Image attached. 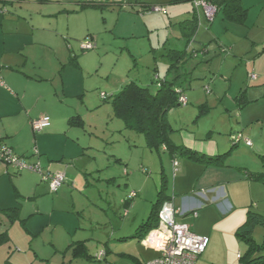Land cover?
Returning a JSON list of instances; mask_svg holds the SVG:
<instances>
[{
  "label": "rangeland",
  "instance_id": "1",
  "mask_svg": "<svg viewBox=\"0 0 264 264\" xmlns=\"http://www.w3.org/2000/svg\"><path fill=\"white\" fill-rule=\"evenodd\" d=\"M68 9L72 17L62 16L59 20L62 28L67 27L68 18L75 27L76 36L65 34L74 44V52L68 57L62 53L59 62L49 48L31 44L28 50L31 62L27 67L43 77L42 81H32L26 99L34 119L52 113L62 132L53 131L51 126L35 131L31 125L29 138L22 139L28 150L20 155L26 163L33 164L36 160L31 159L37 150L45 171L63 172L49 167L54 164L72 166L74 173L80 174L79 182L69 184L78 193L73 199L70 196L56 199L59 190L53 192L40 173L19 170L0 160L8 168L0 173V207L20 209L13 222L0 212V233L8 229L11 236L10 242L0 244V264H8L14 256L30 264L27 254L34 259L32 264H138L134 257L146 264L156 255L154 250L138 239L122 238L135 234L147 220L162 176L168 181L167 193H172L173 173L182 170L181 165L175 168L173 161L183 164L191 158L181 152L172 155L169 150L148 148L144 135L128 129L114 114L113 95L132 80L152 92L158 89L157 76L173 80L185 88L188 104L176 105L167 113V122L173 128L171 139L203 150L218 142L226 152L231 151L225 160L230 169L226 170L234 174L241 173L238 167L261 171L264 42L257 41L254 50L246 47L250 43L245 41L233 48L231 33L224 36L221 17H216L213 23L204 15L209 26H213L214 40H210V34L195 35L188 47L189 57L178 63V68L170 69L173 60L168 57L169 50H184L186 41L177 29H170L168 21L163 24L161 15L147 16V21L141 17L148 13L142 12L145 9L142 6L123 18L120 11L124 10L120 7H114L115 12L110 7L92 8L77 15L72 12L73 7ZM151 18L155 29L145 33L134 30L141 20L151 25ZM90 35L96 45L84 50L81 42ZM202 39L209 44L200 46ZM33 60L37 69L33 68ZM248 63H252V72L259 79H250ZM244 90L246 95L241 96ZM243 97L250 100L246 105ZM70 118L80 119L82 124L71 125ZM239 133L250 139L252 146L242 140L235 147L232 136ZM190 162L194 177L204 175L205 167L213 165L199 159ZM31 172L38 175L39 183L48 184L47 192L33 191ZM250 182L254 186L253 201L244 209L243 220L237 221L229 213L219 220L212 219L214 224L208 223L207 229L212 228L216 237L214 264H241L238 254H247L248 245L237 237V228L246 221L248 211L264 216V183ZM139 185L144 186L143 191L136 188ZM137 189L139 195L132 200L135 205L126 208L127 194ZM202 221L192 220L194 226H204ZM252 235L258 244L264 245V224L255 225ZM76 240H86L87 255L77 258L73 255L69 244ZM100 251H106V258L95 257ZM259 254H264V249ZM205 260L202 254L196 264H207Z\"/></svg>",
  "mask_w": 264,
  "mask_h": 264
},
{
  "label": "crops",
  "instance_id": "2",
  "mask_svg": "<svg viewBox=\"0 0 264 264\" xmlns=\"http://www.w3.org/2000/svg\"><path fill=\"white\" fill-rule=\"evenodd\" d=\"M12 1L13 0H0V76L4 81L3 85L0 84V140L3 144L12 147L14 152L19 156H23L20 154H23L28 150V145H24L22 139L29 138L32 129L31 125L33 127L34 122L38 120L34 119L36 117L33 115V109L30 111V106L26 103L27 96H29L28 92H30L29 86L32 81L43 80V77L37 74L34 70H28L27 67H29L31 62V55H28V50L31 48V44L47 47L52 52L56 53L59 62L61 61L60 58L62 53H65L68 57L69 53L74 52V44L69 40V37L66 38L65 34L76 36L75 27L71 24V20L68 18L67 27L62 28L60 23L62 21L59 20L62 16L68 15V17H72V14H70L71 10L68 9L70 6L74 8L72 9V12L74 11L76 15L79 11L84 12L87 9L92 8L103 9V7H110L113 8L112 12H115L114 7H120L124 10L123 12L120 11V18L126 16V13L137 12V9L140 6L145 7V9H142V12L144 13L148 11V13L143 14L141 12L143 14L141 17L146 19L147 16L161 15L160 19L163 21V24H166L168 21L170 27L172 26L170 29H177L179 31L178 34L182 38H185V48L187 47V37L185 36V33L189 34L191 32L189 20L195 13V7L191 0ZM216 1L221 7L217 10V15H215L213 23H215L216 17H221V26L223 27V33H225L224 36L231 33L233 41L231 43L233 48L239 47L238 43L245 41L250 43V45L247 44L246 46L245 44V46L254 50L257 48V41L261 40L264 42V0H240L242 7L246 9L245 17L242 20L228 19L224 13V5H222L223 0ZM155 5L164 6L165 11H152L154 13H150L151 11L147 8ZM202 11L201 8L196 11L198 15V26L195 35H199L200 33H203L205 36L214 34L211 30L213 26H209L207 22L208 19L204 16L205 14H203ZM146 20L148 21V19ZM141 21L142 22L136 23L134 30H141L145 33L146 31L157 27L154 25L155 21L153 19L151 25L147 23V21ZM87 30L91 31L90 28ZM261 34L262 39H259L261 38ZM211 39H213L212 35L210 37V40ZM89 40L93 41L94 36L90 35L87 40L81 42L82 49L90 50L83 47ZM202 40L203 41L199 42L200 46H202V44H209L203 43L206 41H204V39ZM257 52L259 53V51ZM32 63L33 68L35 67V69H37L38 66H36V62L33 60ZM249 66L251 67L248 69L247 73L250 74L251 77V75L255 73L252 72V63H250ZM255 66L254 63V67ZM39 68H41V66H39ZM256 78L259 79L257 75ZM250 79L254 80L252 78ZM44 116H49L51 118V127L53 131L62 132V129H60L59 124L56 122L52 113ZM12 123L15 125L13 126ZM177 145L187 147L200 154L208 156H217L226 153V148H222L218 142L213 143V145L209 144L204 150L199 149L195 145H189L187 142ZM180 152L178 151V153ZM33 156L35 158L31 159V161L36 160V162L39 161L41 163L40 156ZM190 160L183 164H179L177 160L173 161L174 167L177 168L181 165L180 167H182V170H180L178 174L173 173V190L170 194V200L173 201L176 209L184 210L186 212L185 215L176 214V219L178 221L187 224L191 231L209 238L208 247L203 255L205 254V263L214 264V256L216 257V254H214L213 247L215 246L216 237L213 235L212 228L209 230L207 229L208 223L210 224L212 222V224H214L213 222L222 218L221 216L229 213H232L230 216H235V220H243L245 217L244 209L248 206L250 201H253L254 186L252 182L245 177L243 171V168L245 167H238L242 174L237 172L234 174L233 172H229L230 170H226L227 166L225 165H207L204 169V175L194 177V174L191 173L192 169L189 168V165L192 164ZM175 161L177 162V165H175ZM49 167L52 170H63L67 178L65 184L61 186L57 192L55 196L56 199L65 196H70L73 199L75 193L77 194L78 192L74 190L75 188H72L69 183L73 181V185H77L80 174L74 173V168L70 165L64 167L61 164H54ZM227 168L230 169L229 167ZM0 170V173L3 174L8 168H5V165L0 163ZM30 176L33 178L32 189L34 192H37L40 189H42V192H47V183H39V177L34 172H31ZM247 181H249V183ZM219 187L224 188V199L221 192H219V194L212 191L208 192V199L197 194L200 190H211L212 188ZM136 188L141 191L144 190L143 185L136 186ZM137 190L132 191H136L139 195V190ZM81 194L87 197L85 194ZM125 200L127 201V198ZM131 205H135V201L130 200L125 203L126 208ZM226 208L228 212H226ZM193 209L197 210V216L190 213ZM200 218L205 222V225L203 226L202 224H199L194 226L192 220ZM212 219H215V221ZM8 235L9 239L6 241L7 243L11 241L9 231ZM76 241H72L69 245ZM67 250L69 251V249ZM154 252L156 255L153 258H156L159 253L156 250H154ZM28 255L29 254L26 255L27 260L32 264L34 259L30 258ZM153 258L148 259L147 262ZM8 264L27 263H23L18 257L14 256L11 259V262L8 261Z\"/></svg>",
  "mask_w": 264,
  "mask_h": 264
},
{
  "label": "trees",
  "instance_id": "3",
  "mask_svg": "<svg viewBox=\"0 0 264 264\" xmlns=\"http://www.w3.org/2000/svg\"><path fill=\"white\" fill-rule=\"evenodd\" d=\"M207 1L215 5L217 9H220L221 6L216 0ZM222 5H224V13L228 19L242 20L245 17L246 9L242 7L240 0H223ZM189 24L191 27V32L189 34L185 33V36L187 37V47L182 51L170 49L168 52V57L173 60L170 69L174 67L178 68V63L186 61V59L189 57L188 46L193 41L198 26V15L196 9L194 16L189 20ZM156 82L158 84V89L156 92H152L149 87L142 86L135 80L126 83L120 89V91L113 95L111 104L114 114L124 121L125 126L128 129L143 134L146 146L151 150H169L172 155H175L178 153V151H181V154L187 155L194 160L199 159L200 161H206L208 164L225 165V160L231 154V151L217 156H208L205 154H200L199 152L191 150L187 147L177 145L173 142L170 137V132L173 130V128L167 122V113L174 106L181 104L179 99L181 95H186L185 88L183 86L177 85L173 80H161L159 76L156 77ZM241 94V96H245L246 90L241 92ZM243 99V103L246 105L248 100L244 97ZM242 107L243 105L241 108ZM69 124L74 125L82 123L80 119L74 120L73 118H70ZM237 135L238 134L232 136L235 147L242 141L241 140L239 143L236 142L235 138ZM164 145L166 146V149L163 148ZM6 146L11 148L14 152L12 147L9 145ZM14 154L16 153L14 152ZM33 155L38 157L40 156L37 150L34 151ZM17 156L24 158L19 155ZM260 158L263 165L261 171L254 172L247 168H243V171L245 177L250 181L264 183V155H260ZM167 184L168 181L164 175L162 176V184L158 192L157 199L153 203L152 210L147 220L138 227L135 234L122 238L123 241L127 239H138L139 241H143L149 232L157 227L160 209L163 204L166 201H169L171 198V195L167 193ZM131 192H135V195L130 196ZM131 192L127 198L128 202L133 200V198L138 195L136 191ZM19 210L20 209L18 207L0 208V212L4 213L10 222L15 220ZM259 223L264 224V216L254 213L253 211H248L246 221L237 228V237L248 245L247 254H241V257L239 258V260L242 262L241 264H264V254H259V252L264 249V245L258 244L252 235L254 226ZM8 239V230L0 233V244L8 241ZM70 249L76 258L88 254L86 241L84 240L72 243L70 245ZM104 252L105 256L102 259L106 258L107 255L106 251ZM134 259L138 261V264H142L137 257H134Z\"/></svg>",
  "mask_w": 264,
  "mask_h": 264
},
{
  "label": "built area",
  "instance_id": "4",
  "mask_svg": "<svg viewBox=\"0 0 264 264\" xmlns=\"http://www.w3.org/2000/svg\"><path fill=\"white\" fill-rule=\"evenodd\" d=\"M197 10L202 8L205 12L206 17L213 21L217 7L207 0H191ZM149 11L163 12L165 11L164 6L155 5L148 8ZM96 44L89 40L84 44L85 49H93ZM252 79L256 78L255 74L251 75ZM0 84L3 85L4 81L0 76ZM102 96L106 97L103 93ZM179 102L186 105L188 98L186 95H181ZM51 126V118L49 116H43L34 122L33 127L35 131H42ZM236 142L244 140L249 146L252 145L251 140L248 138L243 139L242 134L236 136ZM166 149V146H163ZM0 160L13 164L18 167L19 170L31 169L42 175L43 180L49 182L50 188L53 192H57L62 184L66 180L64 172L57 171L52 172L50 170H44L39 161L29 164L26 163L23 158L18 157L11 148L0 142ZM177 165V162H175ZM219 192L222 193L223 199L225 192L223 187L212 188L211 190H200L198 195L207 198L208 192ZM135 192H131L130 196H134ZM220 198V197H219ZM228 201V200H227ZM229 209V208H228ZM230 210V209H229ZM226 212H228L226 208ZM225 212V213H226ZM197 216V210L193 209L190 211ZM176 214L185 215L184 210L176 209L172 200L166 201L159 212V222L156 228L151 230L143 243L158 251L159 255L156 258L149 260L146 264H196L199 257L205 252L209 244V238L191 231L187 224L180 222L176 219ZM105 256L104 251L97 253V259H102ZM241 257V254L238 255Z\"/></svg>",
  "mask_w": 264,
  "mask_h": 264
}]
</instances>
